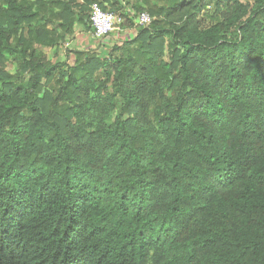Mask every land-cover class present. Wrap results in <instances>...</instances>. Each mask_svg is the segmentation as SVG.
I'll return each mask as SVG.
<instances>
[{"label": "trees", "instance_id": "1", "mask_svg": "<svg viewBox=\"0 0 264 264\" xmlns=\"http://www.w3.org/2000/svg\"><path fill=\"white\" fill-rule=\"evenodd\" d=\"M76 1L0 0V264H264V0Z\"/></svg>", "mask_w": 264, "mask_h": 264}, {"label": "crops", "instance_id": "2", "mask_svg": "<svg viewBox=\"0 0 264 264\" xmlns=\"http://www.w3.org/2000/svg\"><path fill=\"white\" fill-rule=\"evenodd\" d=\"M153 4V2H161L162 4L164 0H77V8H75L76 14H81V12L87 13V10L81 8L80 6H88L90 8V4L93 2L99 3L105 10H118L120 12H124L129 15L131 19H135L136 14L140 12L141 8H148L149 3ZM79 6V7H78ZM142 12V11H141ZM145 12H149V10H145ZM81 19H83V14H81ZM90 10L88 11L87 21L81 22L76 25L75 32L76 39L75 46L79 51H88L90 49H95L97 45V39L93 36L90 31ZM136 37V32L134 28H130L125 32L124 40L119 43L120 45L125 43V41H129ZM70 44V41L67 42Z\"/></svg>", "mask_w": 264, "mask_h": 264}, {"label": "built area", "instance_id": "3", "mask_svg": "<svg viewBox=\"0 0 264 264\" xmlns=\"http://www.w3.org/2000/svg\"><path fill=\"white\" fill-rule=\"evenodd\" d=\"M126 21L127 19L120 11L104 10L97 2H93L90 6V25L96 39H108L121 43L124 40L125 32L130 29L126 27ZM152 21L153 18L148 12H141L134 19L135 28L137 26L147 27ZM66 46L68 47L70 44L67 43Z\"/></svg>", "mask_w": 264, "mask_h": 264}, {"label": "rangeland", "instance_id": "4", "mask_svg": "<svg viewBox=\"0 0 264 264\" xmlns=\"http://www.w3.org/2000/svg\"><path fill=\"white\" fill-rule=\"evenodd\" d=\"M245 1H247V0H245ZM76 33L74 34V38L77 36ZM96 41H97V46H99L100 44H103L104 43V41H100L99 39H97ZM74 42L75 41H73V40L70 41V46H68V47L66 45H64V47L60 51V54H58V58L70 62L71 60L66 55V51H68L69 49H76V47L74 48V46H75V43ZM46 52L49 54L50 57L53 56V51L46 50ZM10 68L12 69V66H10ZM12 71H13V69H12Z\"/></svg>", "mask_w": 264, "mask_h": 264}]
</instances>
